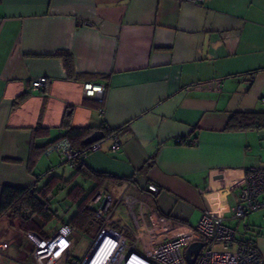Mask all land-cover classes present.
Masks as SVG:
<instances>
[{
  "label": "crops",
  "instance_id": "0c3cea01",
  "mask_svg": "<svg viewBox=\"0 0 264 264\" xmlns=\"http://www.w3.org/2000/svg\"><path fill=\"white\" fill-rule=\"evenodd\" d=\"M60 52L70 54V72ZM43 76L44 88L32 90ZM87 81L106 86L102 102L84 95ZM262 98L264 0H0V191L55 179L48 197L66 221L71 198L95 187L76 173L81 163L110 176L108 192L136 194L159 215L192 226L204 214L224 218L264 259V208L232 217L247 168L264 167V127L227 126L236 113L264 112ZM66 113L72 127L105 133L72 163L45 151L66 131ZM121 207L127 216L122 204L114 214ZM81 240L76 258L91 238ZM32 249L1 217L0 264H35Z\"/></svg>",
  "mask_w": 264,
  "mask_h": 264
},
{
  "label": "built area",
  "instance_id": "2783aa9c",
  "mask_svg": "<svg viewBox=\"0 0 264 264\" xmlns=\"http://www.w3.org/2000/svg\"><path fill=\"white\" fill-rule=\"evenodd\" d=\"M183 1L191 4L203 2ZM47 81L44 76L36 78L30 88L42 89ZM105 89L100 82L83 83L84 95L99 102L104 99ZM109 135L113 139L111 149L115 150L120 142L114 130ZM99 146L100 141H96L86 149H75L68 138L61 137L48 144L45 151H55L63 160L72 163L88 151H97ZM147 191L154 196L158 187L148 183ZM120 204L126 209L130 227L113 217ZM86 208L94 213L99 227L83 254L78 258L73 256V248L81 233L65 223L45 237L36 232L26 233L33 244L35 264H62L65 261L71 264H190L185 252L194 242L200 243L201 247L193 264H264L254 241L248 237L237 239L235 227L220 216L204 214L192 226L159 215L154 206L133 193L120 194L113 204L112 196L103 187L96 189ZM260 208H264V167L253 166L247 168L244 185L237 192L232 217L243 222L248 214ZM242 229L245 232L248 225L242 223ZM125 232L131 235V241ZM216 246H221V250L215 249Z\"/></svg>",
  "mask_w": 264,
  "mask_h": 264
},
{
  "label": "trees",
  "instance_id": "16d2710c",
  "mask_svg": "<svg viewBox=\"0 0 264 264\" xmlns=\"http://www.w3.org/2000/svg\"><path fill=\"white\" fill-rule=\"evenodd\" d=\"M58 56L62 57L70 72V54L60 52ZM24 97L25 95H21L18 100ZM227 126L236 129H260L264 127V112L236 113L232 115ZM61 127L66 129L61 137L68 138L73 148L86 149L89 147L84 143V138L93 132L91 127H72L67 113L62 118ZM35 130L44 131L41 126H36ZM75 170L83 178L93 181L95 187L85 195L80 194L76 198L70 196L71 201L76 205V211L66 222L82 235L88 236L96 229L98 230L99 222L94 213L86 208V204L96 189L101 187L110 176L94 172L81 163L76 165ZM58 183L57 180L51 179L41 188L37 187V183L28 187L3 185L0 191V218L6 217L12 227L25 233L31 231L44 237L47 236L42 229L56 218V212L51 207L48 195L57 189ZM95 226L97 228L94 229Z\"/></svg>",
  "mask_w": 264,
  "mask_h": 264
},
{
  "label": "rangeland",
  "instance_id": "374dc122",
  "mask_svg": "<svg viewBox=\"0 0 264 264\" xmlns=\"http://www.w3.org/2000/svg\"><path fill=\"white\" fill-rule=\"evenodd\" d=\"M109 193L112 196L113 204L116 203L118 201V198H119L120 194H121L120 191H119V189L117 187H114L113 190H110ZM124 213H125V211H124L123 207H121V209L119 210V212L117 214L115 213L113 215V217L115 219H117L118 222H120L122 225H124L126 227H130L129 218L127 216L123 215ZM67 217H69V216H67ZM64 218H65L64 216H61L60 218L56 217V222L54 223L55 226L52 228V230H51V232L49 234H51L59 225H61L63 221H66L67 220L66 218L65 219ZM95 228H97V227L95 226L94 229ZM96 231H97V229L95 231H93L91 234H89L88 236H86V237L92 238L94 236V234L96 233ZM125 235H127L128 241H131V235L129 233H127V232H125ZM81 237H82V235L79 237L77 243L75 244V246L73 248V251H74L75 248H77L76 251H80L81 250V248H82V246L84 244V241L83 240H81L79 242V240H80ZM221 248H222L221 246H216L215 247V249H217V250H221ZM66 263L67 264H71V262H68V261Z\"/></svg>",
  "mask_w": 264,
  "mask_h": 264
},
{
  "label": "water",
  "instance_id": "95a60500",
  "mask_svg": "<svg viewBox=\"0 0 264 264\" xmlns=\"http://www.w3.org/2000/svg\"><path fill=\"white\" fill-rule=\"evenodd\" d=\"M105 133L102 130H94L88 136L85 137L84 142L87 144L100 141L104 138ZM201 244L198 242H194L188 246L185 252L186 259L190 264H193L195 258L199 252Z\"/></svg>",
  "mask_w": 264,
  "mask_h": 264
}]
</instances>
